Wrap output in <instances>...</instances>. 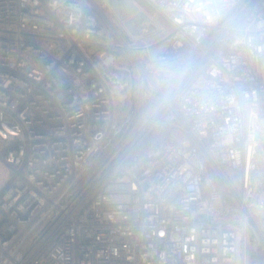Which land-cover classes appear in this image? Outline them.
Masks as SVG:
<instances>
[{"label":"built area","instance_id":"2783aa9c","mask_svg":"<svg viewBox=\"0 0 264 264\" xmlns=\"http://www.w3.org/2000/svg\"><path fill=\"white\" fill-rule=\"evenodd\" d=\"M0 163V264H259L264 0H0Z\"/></svg>","mask_w":264,"mask_h":264},{"label":"trees","instance_id":"16d2710c","mask_svg":"<svg viewBox=\"0 0 264 264\" xmlns=\"http://www.w3.org/2000/svg\"><path fill=\"white\" fill-rule=\"evenodd\" d=\"M167 137H172L170 135V130H163L161 132H152L150 135H147L145 139L143 140V143L140 148H138V152H143L145 148H147L151 143H159L162 139L167 138ZM226 202L231 201V197L226 194L225 197ZM254 260L259 262V264H264V247H262L258 253L254 257Z\"/></svg>","mask_w":264,"mask_h":264},{"label":"rangeland","instance_id":"374dc122","mask_svg":"<svg viewBox=\"0 0 264 264\" xmlns=\"http://www.w3.org/2000/svg\"><path fill=\"white\" fill-rule=\"evenodd\" d=\"M4 168L3 164L0 163V188L3 186L4 182L8 177V170L6 169V173H2V169Z\"/></svg>","mask_w":264,"mask_h":264}]
</instances>
